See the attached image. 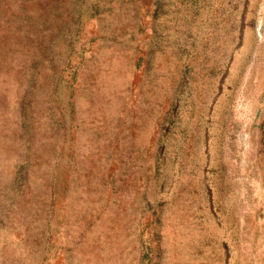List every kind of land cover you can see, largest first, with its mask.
Here are the masks:
<instances>
[{"label":"rangeland","instance_id":"1","mask_svg":"<svg viewBox=\"0 0 264 264\" xmlns=\"http://www.w3.org/2000/svg\"><path fill=\"white\" fill-rule=\"evenodd\" d=\"M235 1L244 28L228 60L187 50L160 97L165 122L150 152L159 160L146 171L158 172L162 198L141 210V264H161L160 227L174 218L163 217L165 205L180 213L174 239L189 238L179 243L190 264H264V0ZM153 4L0 0V264H78L74 253L100 222L86 193L105 195L89 204L101 202L103 220L129 208L123 198L138 175L125 164L141 109L153 106L142 74ZM74 189L80 200L70 203ZM117 237L114 228L84 241L87 254L116 264Z\"/></svg>","mask_w":264,"mask_h":264},{"label":"crops","instance_id":"2","mask_svg":"<svg viewBox=\"0 0 264 264\" xmlns=\"http://www.w3.org/2000/svg\"><path fill=\"white\" fill-rule=\"evenodd\" d=\"M235 2V5H233L230 4V0H153L154 4L151 10L148 12L146 9L148 17L150 18V14H152V18L149 19L143 16V21H146L143 32L146 34L145 39L147 41L145 44L143 43L146 51L142 53L144 55L142 74L143 85L150 91V97L152 98L151 104L153 106L146 105L141 109L140 118L142 124H138L141 131L138 133L139 139L135 144L133 143L134 151L138 155L134 152L132 159H129L132 162L125 164L126 175H138V177L131 176L134 179L133 187L135 188L132 192L126 193V199L125 195L123 198V202L127 200V203H130L129 208H127L129 211L126 209L120 211L117 219L113 218L114 215L107 214V217L103 220L100 214L101 208L99 209L101 202L98 205V200H95L92 206L89 204L93 203L92 199L94 197L96 199L99 197L101 201L105 200L103 199L105 197L104 194H95V191L91 192L89 190L91 195L86 193L85 196L89 199L86 198V201L82 200L83 204L84 202L86 203L85 207L93 208L95 205L94 208L99 210L100 220L99 223H95L94 227L83 236L84 241H92L94 238L95 240H99V235H103L104 231L108 235V232L115 228V234L118 237L113 239L112 247L110 242L108 247L110 246L115 251L116 264L142 263L140 257L143 244V221H141L143 217L141 210L143 211L150 204L151 199L160 201L162 198V196H159L158 172L156 170L152 172L149 170L146 171L150 165L146 161H149L152 156L153 160H159L157 154H151L150 152H156L159 149L158 144H160L161 138L160 128L161 125H164L166 114L165 106L161 108L159 106V100L160 97H165L166 82L172 76L175 79L176 73L177 75H181L183 62L185 60L188 61L189 58V55H186L187 50L190 51L191 49L197 48L205 56H210L214 51L221 60L224 56L228 60L230 50L235 47L234 44L237 41L234 42V40L239 37L240 29L244 28V25L241 23L244 21L245 11H240L238 9L239 2ZM240 19L243 20L240 21ZM164 20H167V22L165 23ZM261 23L260 21L255 23L254 31L252 28L253 35L254 33L261 34L263 26V23ZM214 33H216L215 36ZM197 59L198 56L192 58V60ZM113 171L115 172V176L118 177V170ZM151 176H153V179L155 176L157 178V180H153L154 188H152V193L149 178ZM81 192L74 189L69 198L70 203H73V198H76L77 201L80 200ZM150 193L152 196H150ZM122 197V195L117 196L121 201ZM77 201L74 204L78 205ZM114 203L111 202L110 205H114ZM74 204L73 207H75ZM163 208L165 210L163 217L172 215L174 218L171 219V222L169 219L165 221L167 228L164 225L160 227V231L165 240L163 239L164 251L161 252L159 261L161 264H190L188 260L189 255L187 254V258L186 253L183 254L179 243L181 239L189 238L184 235H179L178 240L175 241L174 239L176 237L174 235V224L180 220V213H178V209L176 210L177 207H174V205L173 208L168 205H165ZM113 219L116 223L114 226H111ZM147 219L149 220V217ZM70 224L74 225L75 230L76 223L71 221ZM195 232L196 229H194L193 234ZM170 234L174 235L172 237L174 239L172 244L167 239ZM84 241L78 247L80 252L76 251V254L74 253L73 255L76 256L74 261L78 264H97L95 260L96 256L87 254L86 248L89 244H85ZM129 248H131V251H128L126 254V250Z\"/></svg>","mask_w":264,"mask_h":264},{"label":"trees","instance_id":"3","mask_svg":"<svg viewBox=\"0 0 264 264\" xmlns=\"http://www.w3.org/2000/svg\"><path fill=\"white\" fill-rule=\"evenodd\" d=\"M145 242H143V244H144ZM149 253L147 252V253H145V256H144V259H146V258H148L149 257Z\"/></svg>","mask_w":264,"mask_h":264},{"label":"bare ground","instance_id":"4","mask_svg":"<svg viewBox=\"0 0 264 264\" xmlns=\"http://www.w3.org/2000/svg\"><path fill=\"white\" fill-rule=\"evenodd\" d=\"M255 91H256V90H255ZM255 91H254V92H255ZM255 94L258 95V92L256 91ZM53 167H54V166H53Z\"/></svg>","mask_w":264,"mask_h":264}]
</instances>
